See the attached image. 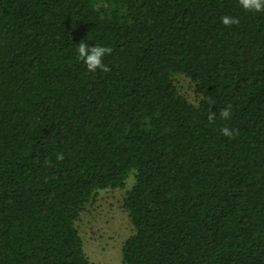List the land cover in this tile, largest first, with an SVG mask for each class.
Instances as JSON below:
<instances>
[{
  "label": "trees",
  "instance_id": "obj_1",
  "mask_svg": "<svg viewBox=\"0 0 264 264\" xmlns=\"http://www.w3.org/2000/svg\"><path fill=\"white\" fill-rule=\"evenodd\" d=\"M130 175L123 264H264V11L0 0V264H90L75 223Z\"/></svg>",
  "mask_w": 264,
  "mask_h": 264
},
{
  "label": "rangeland",
  "instance_id": "obj_2",
  "mask_svg": "<svg viewBox=\"0 0 264 264\" xmlns=\"http://www.w3.org/2000/svg\"><path fill=\"white\" fill-rule=\"evenodd\" d=\"M179 94L197 104L200 96L195 84L182 75L174 77ZM134 182L130 175L123 188L99 191L81 212L75 226L90 264H123L121 249L133 234V228L122 207V200Z\"/></svg>",
  "mask_w": 264,
  "mask_h": 264
},
{
  "label": "clouds",
  "instance_id": "obj_3",
  "mask_svg": "<svg viewBox=\"0 0 264 264\" xmlns=\"http://www.w3.org/2000/svg\"><path fill=\"white\" fill-rule=\"evenodd\" d=\"M238 4L245 11H264V0H238ZM221 22L224 26H230L237 23L235 18L227 15L221 17ZM75 52L77 58L83 62L89 72L95 73L98 69L101 71H108L107 67L103 64V59L111 52L110 48L104 45L89 46L88 43L81 41L77 44ZM214 115V113L209 114V121L213 120ZM220 115L223 118H228L230 116V112L228 109H225L220 113ZM221 131L223 136L229 138L234 134V130L229 129L228 127L222 128Z\"/></svg>",
  "mask_w": 264,
  "mask_h": 264
}]
</instances>
